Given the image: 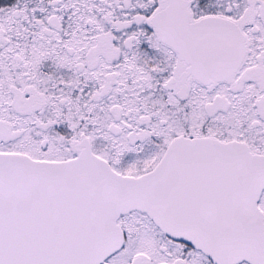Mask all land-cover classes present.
<instances>
[{
	"label": "snow or ice",
	"instance_id": "obj_1",
	"mask_svg": "<svg viewBox=\"0 0 264 264\" xmlns=\"http://www.w3.org/2000/svg\"><path fill=\"white\" fill-rule=\"evenodd\" d=\"M0 264H264V0H0Z\"/></svg>",
	"mask_w": 264,
	"mask_h": 264
}]
</instances>
